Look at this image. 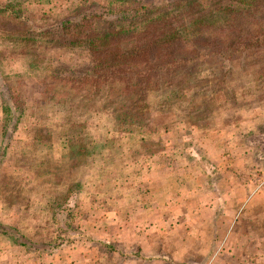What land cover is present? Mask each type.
I'll list each match as a JSON object with an SVG mask.
<instances>
[{
  "label": "rangeland",
  "instance_id": "1",
  "mask_svg": "<svg viewBox=\"0 0 264 264\" xmlns=\"http://www.w3.org/2000/svg\"><path fill=\"white\" fill-rule=\"evenodd\" d=\"M188 1L0 0L1 255L96 240L145 264L150 229L153 264H264V0ZM161 21L185 23L169 53L98 77L84 32L121 22L128 50Z\"/></svg>",
  "mask_w": 264,
  "mask_h": 264
},
{
  "label": "trees",
  "instance_id": "2",
  "mask_svg": "<svg viewBox=\"0 0 264 264\" xmlns=\"http://www.w3.org/2000/svg\"><path fill=\"white\" fill-rule=\"evenodd\" d=\"M193 1V0H189ZM188 1V2H189ZM4 7H7L5 5ZM140 13L142 16L145 12L152 11V9H145ZM145 16L144 18H147ZM85 15L77 19H66L63 21L62 26H66L68 29H76V36L78 38H83L81 32L84 30L83 25L86 23ZM192 22V21H191ZM59 25L53 26L54 30L58 28ZM121 22H115L108 30L103 31L102 34L88 35L84 32V37L86 38V46L93 52L94 58L98 60L96 62V70L99 73L98 77L101 78L105 76L108 77H125L126 80L132 78L137 74L130 67L122 68L119 64L123 62L134 63V62H146L148 59L151 61V57L155 56V50L165 51L169 53V49L173 45V42L177 40L181 35V31L185 28V23L181 22L179 24H174L172 22L161 21L159 23H151L152 32L151 34H144L141 36H136L134 43H131V47L128 50L122 49L120 45L121 33L124 31ZM123 42V41H122ZM154 50V51H153ZM130 57V58H129ZM97 64L99 66H97ZM107 65L103 67L102 65ZM107 76L104 72H107ZM5 111L9 118L13 114L9 105L5 103Z\"/></svg>",
  "mask_w": 264,
  "mask_h": 264
},
{
  "label": "crops",
  "instance_id": "3",
  "mask_svg": "<svg viewBox=\"0 0 264 264\" xmlns=\"http://www.w3.org/2000/svg\"><path fill=\"white\" fill-rule=\"evenodd\" d=\"M190 192L191 193H188V195L195 194V196H197V194H201L199 188ZM226 197L228 198V200L233 199V195L230 190H227ZM149 212H150V216L153 217L154 216L153 210H150ZM263 216L264 215L260 213L258 216H256V218L261 222ZM233 229H234L233 225H228L226 227V230H219L222 232H226L227 236L225 239L217 240L215 249L211 253V256L213 255L214 251L217 248L222 249V245L224 244L222 242L224 241H226L225 247H230V246L235 247L234 241L230 240L231 230ZM257 231L259 232V234L258 237L254 240V244H252V246L257 250H260L263 248V240H262L264 236L263 225L261 226L260 224L257 228ZM139 233L140 234L136 233L134 230L132 232L134 240H139L138 242H142L141 250L145 258L143 260V263L153 264V260L147 259L149 252L148 246H151L150 242L151 240H153L152 239L153 231L148 229L145 233H143L142 231H139ZM159 233L162 234V232ZM123 234H124V229H121L120 234L117 235V238L115 240L122 241V237L120 236H122ZM105 242L106 241H96V240H84L80 244L72 242L67 245H61L57 247L54 251H51L50 253L45 254L43 256H38V257L35 256L34 259L32 258L30 261H26L24 263H21L20 261V257H19V255H21L20 252L19 254L14 253L13 255H5V256L0 254V264H3L4 260L7 261L6 262L7 264H139V261L137 259L122 257V254L118 250L116 251L113 250L112 252L109 251L108 248L111 249V246L108 247V245ZM185 243L187 242L180 240L179 246L184 245ZM117 244H121V243H117ZM160 247L163 250L162 253H159L160 257L165 256L167 252L164 251V249H167V244L162 243L160 244ZM172 253H176V251L173 252L169 251V254ZM197 253L200 254L199 250L194 249L193 253L190 256H183L181 257L180 260H182V262L187 264L194 263V256L196 255H194L193 257L191 256ZM217 254L218 253L216 252V255ZM200 255L202 256L204 255V253ZM205 255L207 254L205 253Z\"/></svg>",
  "mask_w": 264,
  "mask_h": 264
}]
</instances>
